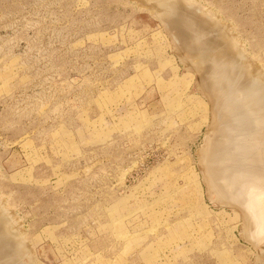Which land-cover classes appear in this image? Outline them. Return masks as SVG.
Listing matches in <instances>:
<instances>
[{
  "label": "rangeland",
  "instance_id": "1",
  "mask_svg": "<svg viewBox=\"0 0 264 264\" xmlns=\"http://www.w3.org/2000/svg\"><path fill=\"white\" fill-rule=\"evenodd\" d=\"M152 1L0 0L3 264L263 260L244 216L261 221L263 210L211 197L243 200L203 160L214 117L201 86H219L223 111L264 94V0H194L216 18L211 28L180 18L191 27L185 52L159 19L185 0ZM204 51L198 73L190 60ZM262 95L246 117L264 146ZM219 118L220 131L243 127L236 114ZM224 155L212 161L221 173Z\"/></svg>",
  "mask_w": 264,
  "mask_h": 264
},
{
  "label": "bare ground",
  "instance_id": "2",
  "mask_svg": "<svg viewBox=\"0 0 264 264\" xmlns=\"http://www.w3.org/2000/svg\"><path fill=\"white\" fill-rule=\"evenodd\" d=\"M155 1H157V0H154L152 2L155 3ZM159 1L156 2L158 7H159L158 3H160V5H161V0H159ZM166 2H168V0ZM154 3L152 5H154ZM164 3H165V1L163 2L162 5L166 4V3L165 4ZM180 4H182V3L180 2ZM150 5H151V3H150ZM179 5L177 4V6H179ZM157 6H155V8ZM166 6H167V4H166ZM168 6H169V8H171L170 3ZM151 7L155 10V8L153 6H151ZM163 7H161V10H159L158 8L157 9L159 11H162ZM164 9H167V8L164 7ZM167 10L166 11L164 10L163 12H161V14H164L165 12H167ZM206 10L207 9L202 8L198 3L196 4L194 2V0L193 1L192 0H185V1H183V4L181 5V7L178 10V13H176V14L175 13L174 14L165 13L164 15H161L160 13H158V15L160 14L159 19H161V21L165 24V28L167 29L169 34L172 36V39L174 41L175 47L178 50V52H182V51L185 52L189 48L190 42H191V41H187V39L189 38L188 35L191 32L190 31L191 27L190 28L187 27L186 24L188 22L186 23L184 21V23H186V24L181 23L180 18L181 17L192 18L199 25H202L203 27H208L216 17L213 16V14L211 15L210 12L208 13L207 12L208 10L207 11ZM168 12H170V11H168ZM155 13H156V11H155ZM210 26L208 28H211ZM192 27H193V25H192ZM227 42H229L227 45H229L228 50L230 52V56H231V54L237 55V53H239V49H238V45L235 43L234 39L231 38L229 41L227 40ZM180 45H182L183 47H180ZM191 50L192 49H190V51ZM206 52L205 51L201 52L198 55L199 57H198L197 61H194L195 59L190 60L191 65L194 64V66H192V68L195 67V69L197 70L198 73H201L205 68V61L208 59ZM205 57H207L206 60H205ZM222 59H223V57L218 56L217 59L215 60L216 61L215 63L216 64L217 63L222 64ZM184 61H185V59H184ZM251 66L252 65H250V67H249L250 69L247 68V70L253 72V67H251ZM238 72H240V71H238ZM224 73H226V72H224ZM241 74H243V72ZM201 75L203 76V74H201ZM202 76H201V79H202ZM202 83H205V82L202 81ZM206 84H207V80H206ZM255 86H258V88H259L258 90L264 91V82L261 81L260 79L257 78V83ZM198 88H199V86H198ZM201 89L204 92V94L206 95V98H208L210 100V101L208 100V102L209 103L211 102L213 104L212 113H213V117H214L212 127H211L210 132H209L207 139L205 141L206 145H205V148L203 150V160L205 163L210 162V166H209L210 172L214 173L215 177L218 176V174L220 173V177L223 178V184L226 186L225 189L228 188L229 191H230V189L232 190L234 183H235L233 190L235 192H237L235 194H238L239 197L243 200H238V199L236 200V198L231 199L230 197L227 199V198H225V196H223L224 191L219 192V190H217L215 196L213 195L214 193L211 194V197L212 198L215 197L214 201H217V202H218V200L221 199V201L223 200L224 204L226 203L227 205H233L236 203L238 208H241L242 210H244V212L246 210L245 205H249V208L251 210H253V209L263 210V212L261 214L262 218L260 219L261 221H259V216H257V214H256L257 217H252L251 215H248V213H246V212L244 214L245 219L248 222V225L246 224L247 229L251 232L252 231H256V233L259 232L260 237H258L257 241L261 242V240H264V157L262 156L264 153V146L261 144L262 139H263L262 137L260 138V136L262 135L261 132H260L261 134L259 136V138L261 139L260 140L261 142H257V140L259 138L256 139L258 137V135L256 134L255 129H258L259 125L255 126V127L253 126V128H252L251 125H253V124H251V120H249L250 117H246V116L247 115L249 116V114L251 115V117L253 116L252 113H249L252 111L248 110V106H250L251 104L253 106H256L257 109H259V107L261 106V100H263V99L260 100V97H261L260 95H262L263 93L262 92H260L259 94L253 93L251 95L252 97L250 96L251 97L249 99L250 102L249 101L247 102L248 106H246V104L242 105L243 102L241 101V104H239V106H240V110H242V114H238L239 112H241L238 109L239 107L238 108L236 107V109H234V110L228 109L225 111H223L219 108L218 105L220 102V97H218V96L221 95L219 93L220 92L219 86H218V88L214 87V89H212V88L210 89V88H206V87L201 86ZM262 96L264 97V94ZM233 114H236V116L238 118L242 117L243 127L240 128L238 125H236V129L234 130V132H232V130H230V131L229 130H221L220 131L219 126H218L219 123L221 122V119L219 118L220 115L231 116ZM259 124L260 125L263 124V127H264V122L263 123L261 122ZM261 126H260V129H261ZM247 127H251V129L248 130ZM233 136L237 140V144L233 143ZM254 138H255V141H254ZM246 141L249 142L248 145H246ZM247 151H250V152L244 154ZM216 154L217 155L225 154L224 160H225L226 164L224 166V169L222 168L223 169L222 173H221V171L217 170L212 163V161L215 160V158L217 157ZM203 169H204V167H203ZM230 182H232L233 185L232 184H230L231 186L227 185ZM1 202L2 201L0 200V207H1ZM5 211L2 208H0V222H6V220H9L11 217V216L10 217L8 216L10 214L6 215L7 211L6 212ZM7 216L9 217V219H7L8 218ZM11 222H13V221H11ZM0 227H1V225H0ZM5 230H7L6 232H8L7 228H5ZM16 238H18V237H16ZM17 240H20V244H18L19 243L18 241H17L18 243L16 244V246L18 245L17 246L18 250L21 249V247L24 248L21 245L22 242L25 240L24 237L19 236V239H17ZM5 243H6V241H5ZM6 246H8V245H6ZM10 246H12V245H10ZM0 248H2V247H0ZM14 248H16V247H14ZM2 249H4V247ZM259 255L261 256L260 252H259ZM4 256H6V254ZM262 256H264V255H262ZM2 257H0V259ZM262 258H263V260L259 261V259H262ZM262 258L258 259V261H259L258 264H264V257H262ZM7 259H8V257H7ZM4 260H0V262L3 261V263L4 262L7 263ZM3 263L1 262L0 264H3ZM12 264H14V263H12Z\"/></svg>",
  "mask_w": 264,
  "mask_h": 264
}]
</instances>
